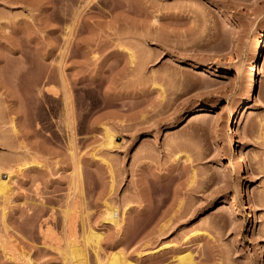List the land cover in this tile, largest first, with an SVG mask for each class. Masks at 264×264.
Masks as SVG:
<instances>
[{
    "label": "rangeland",
    "instance_id": "obj_1",
    "mask_svg": "<svg viewBox=\"0 0 264 264\" xmlns=\"http://www.w3.org/2000/svg\"><path fill=\"white\" fill-rule=\"evenodd\" d=\"M263 37L264 0H0V264H264Z\"/></svg>",
    "mask_w": 264,
    "mask_h": 264
},
{
    "label": "bare ground",
    "instance_id": "obj_2",
    "mask_svg": "<svg viewBox=\"0 0 264 264\" xmlns=\"http://www.w3.org/2000/svg\"><path fill=\"white\" fill-rule=\"evenodd\" d=\"M263 44H264V37H263V39H262V41L261 42H259L257 45H256V56H255V58H254V64H255V72H254V76H253V80H252V85H251V88H250V90H249V94H248V97H247V99H245V100H243V102H242V104H241V106H240V108L238 109V113L239 114H244L246 111H247V104H248V102H249V100L254 96V94L256 93V91H257V89H258V85H259V77H260V63H259V58H258V56L260 55V52H261V50H262V48H263ZM259 69V70H258ZM236 116H237V113H235L234 111H232L231 112V114L229 115V119H228V125H229V130L231 131L232 130V126H233V124H234V122H235V120H236ZM107 144L108 145H110V146H115L116 144V141L114 142V140L116 139V134L113 132H111L110 130H109V132H108V135H107ZM230 140L233 142V138H232V132H231V134H230ZM105 144H106V141H105ZM240 152L242 153V150H240ZM244 160H245V158H243L242 157V154L239 156V159L237 160V162L238 163H242V162H244ZM8 176H9V178H8V180H5L4 178L2 179V178H0V193L1 194H4V195H7V194H9L10 192H11V190H12V187H11V185H10V180L12 179V173L11 172H9L8 173ZM14 176V175H13ZM241 194H242V196L243 197H247V195L243 192V190H242V192H241ZM251 203V200H250V198H248L247 197V202L245 203V205H244V210H246V209H249V204ZM115 208L117 209V207H114V210L113 209H111V210H109V211H107V215H105V218H104V220H107V221H111L112 223H115V225L117 226V225H120L119 224V220H118V216L116 217L115 215H117L118 214V210L116 211V212H114L115 211ZM110 209V208H109ZM113 210V211H112ZM116 213V214H115ZM122 215H124V213L122 214ZM124 220V219H123ZM120 223H122V222H120ZM121 226V225H120ZM102 237H103V235H102V233H100V232H98L97 230L95 231V230H91L90 231V233H89V235H88V237H87V239L88 240H93V241H96L97 242V244H99L100 243V241H101V239H102ZM75 241V240H74ZM74 244V243H73ZM67 245V244H66ZM94 245V244H93ZM72 247H71V254L70 255H72V257H77V256H81L80 258L81 259H79V263L78 264H84L83 262L85 261V251H84V247L82 248L80 245H71ZM70 247V246H69ZM68 247V248H69ZM166 248V247H165ZM163 248L162 247H159V250H158V248H157V251H160V250H162ZM98 250V249H97ZM156 251V252H157ZM71 257V258H72ZM77 259V258H76ZM125 259V258H121V256H119V254H118V252L117 253H114V254H112L111 256H110V258H109V263L110 264H117V263H122V264H131V261H130V263L128 262V263H126L125 261H123V260ZM78 260V259H77ZM179 260H180V262L182 263V264H186V263H188V262H190L191 260H192V258H191V256H190V254L189 253H186V254H183V255H180V257H179ZM132 263H134V262H132ZM101 264V263H100ZM135 264V263H134Z\"/></svg>",
    "mask_w": 264,
    "mask_h": 264
}]
</instances>
